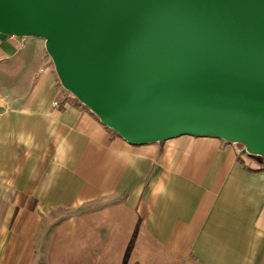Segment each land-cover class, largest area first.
Here are the masks:
<instances>
[{
  "label": "crops",
  "instance_id": "1",
  "mask_svg": "<svg viewBox=\"0 0 264 264\" xmlns=\"http://www.w3.org/2000/svg\"><path fill=\"white\" fill-rule=\"evenodd\" d=\"M0 264H264V164L218 139L132 146L39 39L0 34Z\"/></svg>",
  "mask_w": 264,
  "mask_h": 264
},
{
  "label": "water",
  "instance_id": "2",
  "mask_svg": "<svg viewBox=\"0 0 264 264\" xmlns=\"http://www.w3.org/2000/svg\"><path fill=\"white\" fill-rule=\"evenodd\" d=\"M61 86L132 146L184 136L264 164V0H0Z\"/></svg>",
  "mask_w": 264,
  "mask_h": 264
},
{
  "label": "rangeland",
  "instance_id": "3",
  "mask_svg": "<svg viewBox=\"0 0 264 264\" xmlns=\"http://www.w3.org/2000/svg\"><path fill=\"white\" fill-rule=\"evenodd\" d=\"M41 41V43L42 44H44L45 45V42L43 41V40H40ZM60 83V82H59ZM251 158H254V159H257L259 162H262L263 163V160L260 158V157H253V156H250ZM108 202H110V201H102L100 204H98V205H92V207L93 208H96V206H102L103 204H105V203H108ZM88 208V207H87ZM71 214V212H69V211H63V218H65V217H67V216H69ZM60 216H61V214L60 213H58L57 214V219H59L60 218Z\"/></svg>",
  "mask_w": 264,
  "mask_h": 264
}]
</instances>
